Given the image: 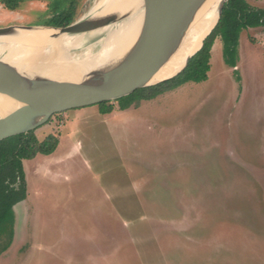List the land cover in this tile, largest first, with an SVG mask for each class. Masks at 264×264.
<instances>
[{
	"label": "rangeland",
	"instance_id": "rangeland-1",
	"mask_svg": "<svg viewBox=\"0 0 264 264\" xmlns=\"http://www.w3.org/2000/svg\"><path fill=\"white\" fill-rule=\"evenodd\" d=\"M101 1L79 0L76 19ZM46 10L0 4V25ZM83 45L72 55L99 48ZM34 131L58 142L22 161L26 197L0 264H264V25L227 56L216 36L203 81L108 114L61 111Z\"/></svg>",
	"mask_w": 264,
	"mask_h": 264
},
{
	"label": "water",
	"instance_id": "water-1",
	"mask_svg": "<svg viewBox=\"0 0 264 264\" xmlns=\"http://www.w3.org/2000/svg\"><path fill=\"white\" fill-rule=\"evenodd\" d=\"M206 1L132 0L125 9L108 12L97 10L66 24L33 22L0 25V49L7 47V36L17 35L20 31L43 29L81 36L80 41L69 49V53L73 54V50L82 47L91 36H94V40L83 45V48L90 50L92 45L97 44L98 52L107 40L110 41L122 22L135 18L139 23L134 41L124 52L83 72L76 80L52 77L29 79L17 65L4 60L10 52L7 47V52L0 55V94L17 104L0 114V140L35 129L54 113L112 100L177 74L202 47L204 39L217 24L227 0H219L213 24L190 47L182 64L172 67V58L180 47L183 35ZM55 36L52 34V37ZM114 44L110 43L109 47ZM161 69L165 70V76L157 78L156 74Z\"/></svg>",
	"mask_w": 264,
	"mask_h": 264
},
{
	"label": "trees",
	"instance_id": "trees-1",
	"mask_svg": "<svg viewBox=\"0 0 264 264\" xmlns=\"http://www.w3.org/2000/svg\"><path fill=\"white\" fill-rule=\"evenodd\" d=\"M7 9L17 8L23 0H0ZM46 11L37 20L55 25L76 20L79 0H44ZM264 25V10L253 7L247 0H227L220 18L204 39L202 47L188 60L186 66L172 77L153 85L139 87L131 93L93 104L100 114L110 113L115 107L124 110L173 90L189 81H203L210 68L213 39H222L223 53H235L239 34L243 29ZM60 112L54 113L58 115ZM52 115L45 122L47 123ZM44 124V123H43ZM58 142L54 133L41 139L34 129L7 136L0 140V253L11 243L14 233L13 205L26 197V179L22 161L37 153L48 154Z\"/></svg>",
	"mask_w": 264,
	"mask_h": 264
},
{
	"label": "bare ground",
	"instance_id": "bare-ground-1",
	"mask_svg": "<svg viewBox=\"0 0 264 264\" xmlns=\"http://www.w3.org/2000/svg\"><path fill=\"white\" fill-rule=\"evenodd\" d=\"M131 2L132 0H102L99 3L101 6L98 12L122 10ZM218 2L219 0H207L197 11L191 25L183 35L178 51L172 58V67L182 64L183 57L190 51V47L199 41L213 24L217 15ZM95 11L97 10L91 13ZM138 24L135 18L122 22L112 35L113 37H110V41L107 40L98 52H86L81 58L69 53V49L80 41L81 36L43 29L20 31L17 35L7 36V47L10 52L4 60L17 65L29 79L52 77L76 80L82 76L83 72L124 52L125 48L134 41ZM52 34L56 36L52 37ZM108 42L115 44L109 47ZM156 75L157 78L164 77L165 70H159ZM16 104L12 99L0 94V114L7 112Z\"/></svg>",
	"mask_w": 264,
	"mask_h": 264
},
{
	"label": "flooded vegetation",
	"instance_id": "flooded-vegetation-1",
	"mask_svg": "<svg viewBox=\"0 0 264 264\" xmlns=\"http://www.w3.org/2000/svg\"><path fill=\"white\" fill-rule=\"evenodd\" d=\"M23 1H24V0H23ZM23 1H22V2H23ZM22 2H21V3H22ZM21 3H20V4H21ZM0 4H1V6H2V7H4V8H6V9H7V7H6V6H4V5H3V3H2L1 1H0ZM15 9H16V8H15ZM10 10H13V9H10ZM14 219H15V218H14ZM6 249H7V248H6ZM6 249H5V250H6ZM5 250H3L2 252H4ZM2 252H1V253H2ZM1 253H0V254H1Z\"/></svg>",
	"mask_w": 264,
	"mask_h": 264
},
{
	"label": "crops",
	"instance_id": "crops-1",
	"mask_svg": "<svg viewBox=\"0 0 264 264\" xmlns=\"http://www.w3.org/2000/svg\"><path fill=\"white\" fill-rule=\"evenodd\" d=\"M128 109V108H127ZM125 110V109H124ZM118 111H120V110H118ZM111 113V112H110ZM108 114V113H107Z\"/></svg>",
	"mask_w": 264,
	"mask_h": 264
}]
</instances>
